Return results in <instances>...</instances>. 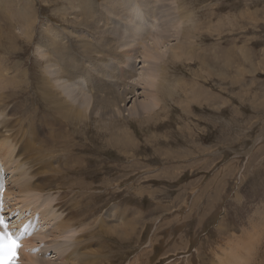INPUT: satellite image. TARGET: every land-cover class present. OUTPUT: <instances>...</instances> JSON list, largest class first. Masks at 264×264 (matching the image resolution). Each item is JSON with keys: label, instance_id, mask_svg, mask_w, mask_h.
Here are the masks:
<instances>
[{"label": "rangeland", "instance_id": "rangeland-1", "mask_svg": "<svg viewBox=\"0 0 264 264\" xmlns=\"http://www.w3.org/2000/svg\"><path fill=\"white\" fill-rule=\"evenodd\" d=\"M91 1L104 4L0 0V73L5 75L0 102L11 112L19 109L13 118L30 119L36 113V122L45 124L46 112L37 95L38 72L44 67L34 47L37 36L49 22L57 32L91 34L86 21L95 19L83 13ZM115 1L120 11L113 15L120 16H111L114 43L123 44L121 36L132 41L148 31L155 34L157 28L150 29L157 25L156 17L163 24L164 9L175 14L170 30L179 36L167 44L164 72L152 92L159 99L140 117L105 119L99 112L97 120L70 127L69 134L77 137L60 140L56 151L64 143L70 149L80 145L74 152L81 157L71 154V160H82L83 165L75 164L79 174L66 176L64 190L53 189L51 197L56 192L63 196L69 211L80 203L91 227L104 221L112 224L109 234L101 236L109 257L106 264H220L221 259L224 264L229 251H235L229 248L237 245L247 254L243 263L264 264V0H162L164 5L159 0ZM130 6L138 14L137 31H142L137 36L129 31L130 19L125 17ZM150 15H156L154 20ZM130 51L125 50L128 60L118 54L111 61L125 70L113 80L143 86L137 91L138 99L144 100L145 86L138 76L143 63L134 64L136 55ZM93 58H84L90 60L85 63L89 67L82 72V86L77 85L83 94L91 89L90 81L96 82L92 63L97 57ZM132 65L137 70L130 72ZM19 153L16 149L14 159ZM16 198L9 197V205L20 202L21 207L25 200ZM116 211L130 219L129 228L121 230L127 222L121 227ZM50 227L37 233L35 246H41L43 238L50 241L45 237ZM45 240L44 245L50 244ZM55 257L53 252L47 255L52 264Z\"/></svg>", "mask_w": 264, "mask_h": 264}, {"label": "bare ground", "instance_id": "bare-ground-1", "mask_svg": "<svg viewBox=\"0 0 264 264\" xmlns=\"http://www.w3.org/2000/svg\"><path fill=\"white\" fill-rule=\"evenodd\" d=\"M141 1L144 3V0ZM103 2L104 4L101 5L92 2L89 7L87 6L89 3L85 6L87 12H83L85 13L84 16L88 17L87 15H90L95 19L94 23H90L89 20L86 21L88 26L86 30H90L91 34L82 35L85 30L79 33L77 30L67 33H64L65 30L57 32L52 29L49 22V24L45 25L46 27L41 32V35L37 36L38 41L34 47L37 55L44 63V67H41L38 72L37 95L46 112L45 118L42 119L43 121L47 120L45 124L42 121L39 124L36 122L39 116L36 113H33L34 116L30 119L13 118L16 113H19V109L16 113L11 112L4 103H1L3 100L0 102V105L2 104L0 108V162L5 163L0 166V204L4 206V218L9 219L18 215L25 216L28 211L23 209H28L32 211L30 212L32 215L28 214L25 216L26 221L31 220L29 222L33 225L38 216L42 230L51 226L48 229V235L45 236L51 239L48 241L43 238L40 241L41 246L37 247L34 245V237L37 234L33 238L29 237L27 239L26 248L21 257L23 259L21 264H34L35 261L36 264H52V259H47L49 252L55 253V258H57L54 260L55 264H106L109 261V257L104 253L106 241H103L101 236L105 233L109 234L112 224L104 221L101 224H97L95 228L91 227L84 221L87 213L82 212L84 209H82L83 206L80 203L73 208V211H69L68 206L70 203H62V200L65 199L63 196L56 192L58 195H55V193L51 197L53 189H57L59 192L64 190L61 183L66 179V176L79 174L78 167H75V164L79 163L80 166L83 163L82 160L78 162L71 160V154H74L77 158L81 157L80 154L77 155L74 152L80 145L78 146L75 143V148L70 149L69 145L64 143V148L56 151L57 144L63 139L69 142L71 141L70 138H76L77 134H69L72 133L70 127L75 128L83 121L91 122L94 119L97 120L95 116L99 112L103 114L105 119L110 117L111 119L112 117L118 118L120 116L140 117L156 106L159 98H155L156 94L154 95L152 92L158 82V77L162 76L164 72L165 66L162 59L170 49L167 44L173 37L179 35L172 36V31L170 30L175 23V14H172L170 9H166L167 12L164 9L162 12L163 16H165V23L163 24H159L156 15L149 16L151 20L156 17L153 24L157 25H153L154 27L150 29L157 28L155 34H151L148 31V34L146 33L147 36L141 35L140 40L132 41H125L123 40L124 36H121L120 40L122 39L123 44L114 43L116 40L115 35L109 30L111 27L110 22L114 21L111 16L119 15L113 14L120 10L116 6L115 0H103ZM86 3L85 1L84 5ZM159 3L160 5L163 4L162 0H159ZM133 9L130 6L129 15H125V17L130 19L129 31H132L133 35L137 36L142 34V31H137L136 17L138 19V14ZM163 16L161 20H163ZM181 18L186 19V16L182 14ZM91 20H93L92 17ZM96 23L98 25H94ZM126 33L124 32V35ZM31 37L34 39L35 34H31ZM128 49H131L132 55H136L135 61L133 60L134 64H137L136 61L143 63L141 67L142 73L138 76H140L141 84L143 83L145 86L142 89L143 94L146 96L144 100L138 99L141 94L137 91L143 86L139 87L137 83H132L129 86L113 80L120 69L121 72L125 70L120 68L118 63L114 66L111 61L118 54H123L122 56L125 60H128L130 56H128V52H125ZM93 56L97 57L95 59L97 63H92L94 65L92 79L94 78L96 82L90 81L91 89L83 94L81 91V93L79 92V86L77 85L80 84L79 81H81L83 70L89 67L85 63L90 62ZM84 58L90 60L87 61ZM137 58L140 59L138 60ZM68 61L72 64H76L79 61L81 65L72 66ZM119 61L118 59L116 62ZM124 67L126 68V66ZM135 68L136 65H132L130 72L137 70ZM87 70L88 72L86 71V73H91L89 69ZM25 73L26 71L23 72V74ZM4 76V74L0 73V89H2L1 79ZM74 80H78V82L76 81V83ZM80 85L82 86V84ZM122 86L125 87V90H122L125 91L124 93L121 90H116V88L118 89ZM133 99L135 100L131 103V106L127 107ZM126 112L127 114L125 115ZM11 142L13 143L11 144ZM16 149L20 153L14 159L13 156ZM11 163L16 165L14 169ZM8 173L11 175V181L7 179ZM36 179L38 182H35ZM54 185H57V188ZM12 196L18 197L16 200H21L22 198L25 200H21V207L20 202H17L19 204L16 203L14 206L9 205L8 198ZM16 205L19 207H15ZM17 211L20 214H17ZM116 212L115 220L117 219L120 226L122 223L130 221L124 215L125 213ZM126 224V227L121 228V230L132 225V223L128 224V222ZM81 226H84V228L81 231H77L76 229ZM95 232L98 234L96 235ZM40 238L42 237H37V239ZM43 240L50 242V244L44 245ZM116 241L119 242V240ZM229 249L235 251H229L227 262L224 264H245L243 263V257L246 260L247 254L241 251L245 248L237 245L236 248ZM220 261V264H223V259Z\"/></svg>", "mask_w": 264, "mask_h": 264}, {"label": "snow or ice", "instance_id": "snow-or-ice-1", "mask_svg": "<svg viewBox=\"0 0 264 264\" xmlns=\"http://www.w3.org/2000/svg\"><path fill=\"white\" fill-rule=\"evenodd\" d=\"M0 228L4 229V232L0 233V258L10 257L8 264H12V261L16 259L19 244L17 239L7 231V224L3 219H0Z\"/></svg>", "mask_w": 264, "mask_h": 264}]
</instances>
